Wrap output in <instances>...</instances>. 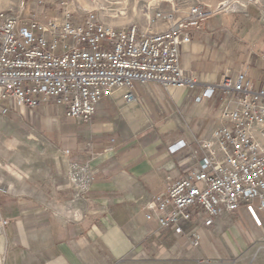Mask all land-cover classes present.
<instances>
[{
    "label": "crops",
    "instance_id": "0c3cea01",
    "mask_svg": "<svg viewBox=\"0 0 264 264\" xmlns=\"http://www.w3.org/2000/svg\"><path fill=\"white\" fill-rule=\"evenodd\" d=\"M10 9L0 5V12ZM250 15L252 21L256 16ZM170 24L160 22L154 32ZM243 24L239 18L218 17L191 30L181 66L195 77L194 91L137 83L134 102L128 103L127 90L119 89L99 103L89 124L68 118L53 103L29 109L0 101V264H264V213L258 203L261 226L242 206L216 218L211 227L204 225L205 214L195 213L191 222L182 223L181 235L148 221L146 209L196 168L200 142L212 141L221 124L220 90L199 104L195 99L221 82L226 70L248 64L255 69L253 77L248 69L255 86L264 84L261 23L247 47L238 37ZM249 50L257 56L249 58ZM110 147L115 151L105 155ZM72 162L91 163L95 182L88 193L71 184ZM3 221L9 224L3 227ZM192 230L201 236L198 247L191 246Z\"/></svg>",
    "mask_w": 264,
    "mask_h": 264
},
{
    "label": "built area",
    "instance_id": "2783aa9c",
    "mask_svg": "<svg viewBox=\"0 0 264 264\" xmlns=\"http://www.w3.org/2000/svg\"><path fill=\"white\" fill-rule=\"evenodd\" d=\"M216 13L200 5L179 19L159 12L150 24H171L155 33L136 25H108L95 14L82 20L70 13L24 20L1 11L0 101L29 109L53 103L68 118L89 124L99 103L119 89L127 90L128 103L134 102L137 83L194 91L197 81L182 68L181 49L191 43V30H201ZM216 90L224 95L221 124L212 141L200 142L196 168L146 205L147 220H157L163 230L184 234L182 223L191 222L195 213L205 214L204 225L211 227L216 218L242 206L262 225L255 203L264 213V84L257 89L245 71L227 73L195 102L212 98ZM114 151L110 147L104 154ZM68 178L78 191L88 193L95 182L91 163H70ZM8 224L3 221L2 226ZM189 238L192 247L200 245L196 230Z\"/></svg>",
    "mask_w": 264,
    "mask_h": 264
},
{
    "label": "rangeland",
    "instance_id": "374dc122",
    "mask_svg": "<svg viewBox=\"0 0 264 264\" xmlns=\"http://www.w3.org/2000/svg\"><path fill=\"white\" fill-rule=\"evenodd\" d=\"M64 2L66 3L65 7L62 5ZM253 4L260 7H249V5ZM0 5L1 7H11L8 12L20 15L24 20L31 18L40 20H48L54 17L61 18L68 13L72 14L76 20H82L90 14H95L102 22L108 25L115 27L136 25L143 30L151 32H154L157 24L151 25L150 22L157 13H173L175 19H177L179 15H187L190 7L200 5L217 11L211 18L235 17L239 18L240 22L245 21V24L240 25L238 29L239 41L241 39L246 41L245 45L237 44L239 50H242L244 46L247 47L248 41H251L259 23H261V32L264 35V0H0ZM250 13L256 16L252 21L249 20L251 18ZM247 56L253 58L257 55L253 50H249ZM260 57L264 62V50ZM238 62L237 64L242 66L244 61L240 60ZM248 65L244 69L238 70L239 72L235 68L228 69L225 75L227 73L236 75L243 71L248 74ZM249 73L251 77L255 76V69H249ZM252 82L254 83V81ZM260 85V83H257L256 88L259 89ZM120 264H134V262L126 260Z\"/></svg>",
    "mask_w": 264,
    "mask_h": 264
}]
</instances>
